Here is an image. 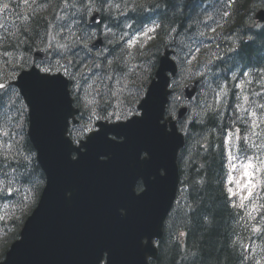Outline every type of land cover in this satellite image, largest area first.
Returning a JSON list of instances; mask_svg holds the SVG:
<instances>
[{"label": "trees", "instance_id": "trees-1", "mask_svg": "<svg viewBox=\"0 0 264 264\" xmlns=\"http://www.w3.org/2000/svg\"><path fill=\"white\" fill-rule=\"evenodd\" d=\"M37 5L46 7L37 16H31L29 10L30 19L17 21L11 36L4 38V30L0 28V37H3L0 39V80L12 78L26 67L33 50L47 44L49 33L51 43L59 47L58 64L69 59L66 68L69 65L76 68L81 77L98 70L103 76L118 74L117 78L125 84L143 83L154 75L167 46L176 48L181 60H194L198 67H212L215 74L248 66L254 70L253 78L264 74L259 72L264 68V24L259 28L253 18L258 7H264V0H226L218 10V23L214 12L201 11L196 3L183 0H68L67 8L64 0H39ZM97 8L103 13L98 31L87 24L89 13ZM151 20L158 24L154 37L144 46L140 41L129 47L130 35ZM129 24L131 28L126 27ZM97 33H103L106 42L103 49L94 51L86 44ZM78 34L82 35L81 40ZM246 37L250 40L245 41ZM45 67L55 66L47 63ZM9 93L15 119L5 116L11 113L0 106V133H20L23 147L22 155L9 154L3 145L6 140L0 139V178H5V173L10 171L23 182L33 183L42 178L44 181L26 134L25 104L16 88ZM136 96L130 98L136 99ZM221 124V116L209 110L190 124L194 152L191 150L189 160L182 165L188 185L187 202L178 220L173 221L174 227L179 226L175 227L174 236L170 234L161 240L156 264H264V219L244 227L240 225L238 216L227 205L221 186L223 158L215 134L221 130ZM77 132L82 134L83 130ZM42 185L43 182L38 193ZM34 200L35 197L12 216L11 224L17 231L9 242L18 236ZM180 231H186L185 239L178 236ZM248 237L256 242L251 257L244 255L241 246L242 240Z\"/></svg>", "mask_w": 264, "mask_h": 264}, {"label": "water", "instance_id": "water-1", "mask_svg": "<svg viewBox=\"0 0 264 264\" xmlns=\"http://www.w3.org/2000/svg\"><path fill=\"white\" fill-rule=\"evenodd\" d=\"M258 17L264 20V11ZM98 21L100 15L95 12L90 22ZM93 45L100 46L101 41L97 40ZM169 53L166 51L162 58L158 79L152 83L150 102L144 103L147 97L140 105L145 122L134 120L128 124L131 125L129 128L116 131L128 142L130 161L124 156H113L108 166L95 163V152L82 157L79 155L80 161L77 162L70 155L75 149L73 146L61 150L59 143H62L68 118L73 115L66 81L60 76L41 75L34 68L19 75L16 83L30 106L31 139L39 151L41 146L48 150L47 159L40 157V160L49 181L38 208L22 231V239L15 244L8 259L0 264H99L104 250L108 253L107 264H148L156 216L168 208L169 181L159 174L160 168L157 169L155 162L161 160L162 154L155 148L149 152L147 160L138 163L135 158L144 145L155 144L153 138L163 136L166 144L173 145L175 127L168 132L165 124L159 121L169 92L166 72L176 71V64L169 58ZM43 57V52H36L35 59ZM185 112L186 109L181 108L180 116ZM139 129L148 134L143 136ZM87 148L91 149V143ZM116 150L113 145L103 151L116 154ZM123 166L147 167L155 176L148 181V189L139 202L132 198L130 186L134 183L131 178L138 171L132 169L127 174L123 172ZM97 169L109 177L100 181L96 178ZM127 176L129 179H125ZM121 205L129 212L128 219L130 214L137 212L134 206H138L140 212L137 213L141 219L132 221L130 227L121 226L123 220L118 213ZM144 221L148 225V233L145 232ZM145 236L150 239L147 245L142 243Z\"/></svg>", "mask_w": 264, "mask_h": 264}, {"label": "snow or ice", "instance_id": "snow-or-ice-1", "mask_svg": "<svg viewBox=\"0 0 264 264\" xmlns=\"http://www.w3.org/2000/svg\"><path fill=\"white\" fill-rule=\"evenodd\" d=\"M22 3H23V5H24L25 10H30V12H31V16H37V15H38L39 13H41V12L44 10V8L46 7L45 5H37V0H22ZM33 5H37V6L33 8V7H32ZM17 7H19V5H17ZM64 7H65V8L68 7V0H64ZM116 7H119V5H116ZM125 7H127V5H125ZM133 7H135V5H133ZM10 9H11L10 0H6V2L0 3V12H6V11H9ZM18 15H19V14H18ZM24 19H25V20H28V19H30V16H27V15H26V16H24ZM60 19H62V18H60ZM0 27H3V26L0 25ZM126 27L131 28L132 25L129 24V25H126ZM155 30H156V26H153L152 28H149L147 32H143V33H141V35H144L145 37H147L149 32H154ZM0 39H3V37H0ZM136 43H137L136 40H130V41H129V47H133V46H135ZM61 47H66V45H61ZM129 55H131V53H129ZM43 71L48 72V71H50V69L45 68V69H43ZM65 71H66V70H65ZM259 72L264 73V68L259 69ZM41 79H44V78H41ZM4 87H5V85L0 84V89H3ZM147 97H148V98L144 101V103H145L146 105H147V104L150 102V100H151V93H150V92L147 94ZM244 99H245V101H247V97H245ZM238 107H241V108H242L241 105H238ZM261 107H264V106H261ZM252 115H253V117H255L256 113L253 112ZM236 138L239 139V137H236ZM232 139H233V136H232V135H229V136H228V141L231 142ZM229 151L231 152V149H229ZM232 159L234 160L235 157L233 156ZM231 167H232V168H235V165L232 164ZM247 167L250 168V167H252V165L249 164ZM245 175H249V173L246 172ZM230 182H232V181L230 180ZM237 183H239V182L237 181ZM247 187L249 188L248 196L250 197V196L252 195L251 181H249V184L247 185ZM229 192H230L233 196H235V195L237 194V193H236L235 191H233V189H231V188H229ZM245 198H247V197H245ZM233 206H234V207H240V208H244V207H245L243 201H241V203H240L239 205H235V204H234Z\"/></svg>", "mask_w": 264, "mask_h": 264}, {"label": "rangeland", "instance_id": "rangeland-1", "mask_svg": "<svg viewBox=\"0 0 264 264\" xmlns=\"http://www.w3.org/2000/svg\"><path fill=\"white\" fill-rule=\"evenodd\" d=\"M232 141H233V139H232ZM232 141L228 142V144L230 145L232 143ZM247 166H248V164L241 166L238 169L237 173H235V174L232 173L230 176V180L233 182V186H231V189H233V191H235L237 193L236 195L238 196L240 202L243 201L244 198L246 197L248 190H249L247 185L249 184V181H251L250 180L251 173H250ZM231 171H233V170H231ZM246 172L249 173V175H245ZM237 181L239 183H237ZM251 184H252V182H251Z\"/></svg>", "mask_w": 264, "mask_h": 264}, {"label": "bare ground", "instance_id": "bare-ground-1", "mask_svg": "<svg viewBox=\"0 0 264 264\" xmlns=\"http://www.w3.org/2000/svg\"><path fill=\"white\" fill-rule=\"evenodd\" d=\"M259 8V7H258ZM254 18V17H253ZM225 37H227V36H225ZM229 38H231L230 36L227 38V40H229ZM234 39V38H233ZM231 40V39H230ZM228 42V41H227ZM235 42V41H234ZM224 44V43H223ZM238 44V43H237ZM237 51V50H236Z\"/></svg>", "mask_w": 264, "mask_h": 264}]
</instances>
